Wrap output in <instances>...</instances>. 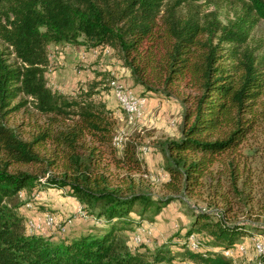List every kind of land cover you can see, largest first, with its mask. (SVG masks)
<instances>
[{"label":"trees","instance_id":"16d2710c","mask_svg":"<svg viewBox=\"0 0 264 264\" xmlns=\"http://www.w3.org/2000/svg\"><path fill=\"white\" fill-rule=\"evenodd\" d=\"M199 1L0 0V264H234L221 250L264 234L202 209L154 249L133 250L125 234L137 204L158 212L196 191L264 125V48L253 43L264 0H221L233 5L225 17ZM52 44L110 48L141 96L181 100V135L163 142L174 194L154 200L139 188L140 142L115 140L116 110L103 98L115 76L99 71L75 94L53 89ZM13 113H27V124L11 126ZM50 187L67 189L104 229L58 241L30 234L19 208Z\"/></svg>","mask_w":264,"mask_h":264},{"label":"rangeland","instance_id":"374dc122","mask_svg":"<svg viewBox=\"0 0 264 264\" xmlns=\"http://www.w3.org/2000/svg\"><path fill=\"white\" fill-rule=\"evenodd\" d=\"M199 4L205 12L217 9L222 17L231 14L233 10V5L227 1L200 0ZM253 43H262L264 48V21L254 30ZM11 58L14 59V55ZM50 60L47 78L50 86L59 92L75 94L93 78L99 79V71H107L115 76V83L122 84L143 99L145 105L142 114L131 119L115 95L114 84L111 83V89L103 93L107 105L116 110L115 140L120 143L135 137L140 142V155L147 171L144 175H134L139 188L151 194L154 200L174 194L166 186L170 174L166 167L163 142L181 135L184 110L181 100L141 96L142 88L133 84L130 71L122 66L110 48L93 49L86 44H52ZM105 82H108L107 79ZM25 115L28 116L27 113H13L8 122L13 127L21 122L26 123L28 119ZM26 124L22 127L27 128ZM233 164L236 171L232 169ZM22 168L33 170L28 166ZM175 194V200L158 212L152 206L140 214L142 205L137 204V211L132 213L136 222L125 231L128 244L133 250L162 246L193 219L195 209L212 210L218 214L224 212L232 221L248 220L264 228V125L237 152L226 156L224 162L216 163L196 191ZM21 198H27L25 193ZM80 206L75 197L68 195L67 189L50 187L39 192L30 203L21 206L19 212L25 215L30 234L52 236L57 241L68 235L104 229L105 225L97 216L86 211L82 215L80 211L83 208L80 209ZM45 216L47 224H43L41 231L36 219L45 220ZM50 216L56 220L54 226L49 223ZM32 223L35 227L30 231ZM260 232L263 233L262 230ZM139 237L141 239L137 240ZM196 240L197 237L193 235L191 246ZM259 242L264 245V234L248 238L230 250L221 252L232 258L234 264H250L264 255L257 249L256 244Z\"/></svg>","mask_w":264,"mask_h":264},{"label":"bare ground","instance_id":"6f19581e","mask_svg":"<svg viewBox=\"0 0 264 264\" xmlns=\"http://www.w3.org/2000/svg\"><path fill=\"white\" fill-rule=\"evenodd\" d=\"M114 87H115L114 90H115V95H116L117 99L119 100L122 108L130 116V118L134 119L136 117H139L142 114V112H143L142 103H134V108H131L129 103H132V99L133 100H141V101H143V99H140L133 91H131L130 89L125 88L120 83H115ZM127 91H128V95H125V100H122L121 93H127ZM82 210H83L82 212H85L84 209H82ZM49 223L51 225H53V226L56 223V220H55V218L53 216L49 217ZM29 227H30V231H32L34 229V227H35V224L32 223ZM140 239L141 238L139 237L137 240H140ZM256 246H257V249H258V251L260 253H264V247H262L264 245H263L262 242L257 243Z\"/></svg>","mask_w":264,"mask_h":264},{"label":"built area","instance_id":"2783aa9c","mask_svg":"<svg viewBox=\"0 0 264 264\" xmlns=\"http://www.w3.org/2000/svg\"><path fill=\"white\" fill-rule=\"evenodd\" d=\"M125 95H128V91H127V93H121L122 100H125ZM134 103H142V107L145 104L141 100H133L132 99V103H129L131 108H134ZM80 212H81L82 215L86 214L85 212H82V210ZM36 221H37V225L40 226V229L42 231L43 230V224H47V217L45 216V220H37L36 219ZM262 247H264V246H262Z\"/></svg>","mask_w":264,"mask_h":264},{"label":"crops","instance_id":"0c3cea01","mask_svg":"<svg viewBox=\"0 0 264 264\" xmlns=\"http://www.w3.org/2000/svg\"><path fill=\"white\" fill-rule=\"evenodd\" d=\"M147 101V100H146ZM179 137V136H178ZM80 203V202H79ZM82 205L80 206V209H81ZM80 232V231H79Z\"/></svg>","mask_w":264,"mask_h":264}]
</instances>
